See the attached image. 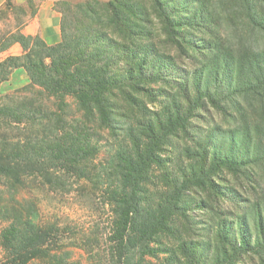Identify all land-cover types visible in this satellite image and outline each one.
Wrapping results in <instances>:
<instances>
[{
    "label": "trees",
    "instance_id": "trees-1",
    "mask_svg": "<svg viewBox=\"0 0 264 264\" xmlns=\"http://www.w3.org/2000/svg\"><path fill=\"white\" fill-rule=\"evenodd\" d=\"M231 2L252 37L242 49L206 0H62L54 45L25 34L26 19L0 25V55L23 50L0 59V86L24 68L33 93L0 98V185L88 187L110 211L79 227L1 197L0 264H82L74 249L121 264L130 234L136 264H264V0ZM18 8L5 0L0 21ZM104 130L116 144L98 161ZM178 137L190 143L179 156ZM194 210L211 217L213 240Z\"/></svg>",
    "mask_w": 264,
    "mask_h": 264
},
{
    "label": "rangeland",
    "instance_id": "rangeland-1",
    "mask_svg": "<svg viewBox=\"0 0 264 264\" xmlns=\"http://www.w3.org/2000/svg\"><path fill=\"white\" fill-rule=\"evenodd\" d=\"M62 0H56L55 8H60L61 6L57 3ZM69 1V0H68ZM73 2H78L82 0H70ZM107 1V0H103ZM209 6H213L218 10L217 14V25H219V31L222 36L227 40V42L231 45H234L237 49H242L250 43L252 37L245 30L242 17L239 14L236 5L232 4V0H206ZM4 0H0V7H4ZM18 6V9L7 12V15L2 18L0 21L1 28L9 32L14 30L17 27L18 22L26 19V22L30 19L31 16L34 15V12L37 11V5L34 1H28L24 5L15 4ZM58 5V6H57ZM56 8V9H57ZM24 9V10H21ZM58 10V9H57ZM259 44L261 46L264 45L263 37H259ZM248 41V42H247ZM16 50L13 48L9 53H15ZM7 53H3L0 55V59L5 57ZM30 82L29 76L26 72L24 76L17 75L14 79V84L11 83V86L14 88H0V98H2L6 94H16L18 96H32L33 93L29 89L22 90L26 87ZM202 124V123H199ZM204 125V124H202ZM100 135V152L98 154V161L103 160L109 153L110 150L114 149V145L116 144V140L112 138L109 131H102ZM177 147L175 148V153L179 156V152L186 145H190L188 140L183 137L176 138ZM118 143V142H117ZM261 180V185H257L256 187H264V169L261 170L258 175ZM230 179L231 184H239L240 182H234L235 180L228 177ZM237 184V188L243 195H247V191L243 188L244 186H239ZM246 187H248L247 183H244ZM243 184V185H244ZM90 188H77L70 192H51L46 188L37 186L34 188H29L28 190H22L20 192H16L15 190H9L0 185V198L3 199L9 198L12 196L17 197L20 200L23 199H31L34 200L39 206V214L41 218L47 221L57 220L61 223H70L73 225H77L79 227H88L93 222L98 220L105 221L107 223L108 218L110 217V211L108 208L103 209V198L97 194H92L89 192ZM155 189V188H154ZM258 192L259 194L262 192L261 189ZM155 191V190H153ZM155 193V192H154ZM249 197V196H248ZM250 198V197H249ZM253 198V196L251 197ZM229 202H226L225 207H229ZM192 214L197 219L198 226L202 229V233L205 235L202 237L204 241H207L209 238L213 240V234L211 233V217L209 214L204 213L202 210H194ZM6 223L0 220V234ZM207 235V237H206ZM210 235V236H209ZM125 257L121 264H136L137 259V235L130 234L126 237L125 242ZM74 257L77 260H80L82 264H90L87 259V255L81 249H74ZM4 257V249L0 244V261L3 260ZM254 262L257 264H262L260 258L254 257ZM249 264V263H247Z\"/></svg>",
    "mask_w": 264,
    "mask_h": 264
},
{
    "label": "crops",
    "instance_id": "crops-1",
    "mask_svg": "<svg viewBox=\"0 0 264 264\" xmlns=\"http://www.w3.org/2000/svg\"><path fill=\"white\" fill-rule=\"evenodd\" d=\"M14 4L24 5L28 1H34L37 5V11L30 19L26 22L23 27V32L29 35H39L47 44L54 45L62 40L61 20L62 14L55 8L56 0H12ZM5 2V0H4ZM15 49V53H9L10 50ZM8 54H22V46L18 43L14 44ZM26 70L24 68L16 69L10 79L4 82L0 88L9 87L17 75L24 76ZM14 84V83H13Z\"/></svg>",
    "mask_w": 264,
    "mask_h": 264
}]
</instances>
